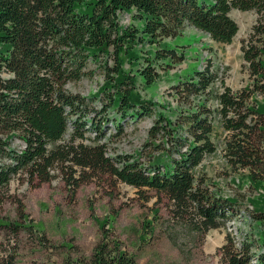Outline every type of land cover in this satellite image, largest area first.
<instances>
[{
    "label": "trees",
    "instance_id": "1",
    "mask_svg": "<svg viewBox=\"0 0 264 264\" xmlns=\"http://www.w3.org/2000/svg\"><path fill=\"white\" fill-rule=\"evenodd\" d=\"M235 10L257 15L241 47L246 87H227L206 60L177 75L164 104L142 94L162 72L186 62V46L174 44L186 28L232 44L239 33ZM120 13L134 24L121 25ZM98 74L104 79L98 91L68 90ZM258 96H264V0H0V197L17 178L36 185L59 178L74 195L91 182L123 183L164 195L175 217L206 235L236 215L237 201L213 194L199 172L218 151V126L229 167L248 171L263 191L250 203L254 219L264 221ZM149 118L142 152H120L128 127ZM95 219L101 241L74 264H139L114 236L112 220ZM27 223L24 217L5 226L33 231ZM254 246L245 239L238 249L228 237L219 252L225 264H264V240L259 252Z\"/></svg>",
    "mask_w": 264,
    "mask_h": 264
},
{
    "label": "rangeland",
    "instance_id": "2",
    "mask_svg": "<svg viewBox=\"0 0 264 264\" xmlns=\"http://www.w3.org/2000/svg\"><path fill=\"white\" fill-rule=\"evenodd\" d=\"M124 27L134 24L133 16L120 13ZM231 17L239 26V33L230 45L217 44L192 27L183 31L174 44L186 46V62L173 71L161 73L158 83L142 94L164 104L170 87L194 68L208 60L213 61L220 80L234 91L248 85L241 51L256 22L254 12L232 11ZM207 60V61H206ZM204 64V65H205ZM127 68H129L127 66ZM103 75L68 85V90L85 96L98 91ZM220 82L216 89L220 87ZM257 100L264 104V96ZM154 119H144L130 125L119 144L120 152H142ZM223 132L216 128V154L208 157L199 172L206 176L213 194L237 201L235 218L222 229L206 235L197 231L188 219L177 218L171 212V203L155 191L138 192L118 183H87L74 195L59 178L42 185L14 179L0 197V264H74L86 259L101 241V230L96 219H111L114 236L123 250L136 257L139 264H225L219 249L227 238L234 239L239 249L245 239L253 241V252H259L264 240V221L254 219L251 200H259L262 189L250 182L248 171L233 172L223 156ZM264 148V132H258ZM19 147L22 146L18 142ZM28 219L27 226L15 231L7 226ZM25 224V223H22ZM261 248V249H260Z\"/></svg>",
    "mask_w": 264,
    "mask_h": 264
},
{
    "label": "bare ground",
    "instance_id": "3",
    "mask_svg": "<svg viewBox=\"0 0 264 264\" xmlns=\"http://www.w3.org/2000/svg\"><path fill=\"white\" fill-rule=\"evenodd\" d=\"M241 245H239V248H240ZM253 264H257V260L253 261Z\"/></svg>",
    "mask_w": 264,
    "mask_h": 264
}]
</instances>
